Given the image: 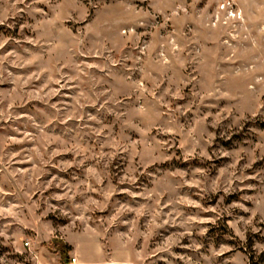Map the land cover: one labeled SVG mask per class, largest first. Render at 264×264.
<instances>
[{"label":"rangeland","instance_id":"1","mask_svg":"<svg viewBox=\"0 0 264 264\" xmlns=\"http://www.w3.org/2000/svg\"><path fill=\"white\" fill-rule=\"evenodd\" d=\"M71 245L264 264V0H0V264Z\"/></svg>","mask_w":264,"mask_h":264},{"label":"crops","instance_id":"2","mask_svg":"<svg viewBox=\"0 0 264 264\" xmlns=\"http://www.w3.org/2000/svg\"><path fill=\"white\" fill-rule=\"evenodd\" d=\"M70 256H75L78 264H110L109 262H106L107 261L106 257L100 248L87 254L84 252V250L72 246V249L70 250ZM57 263L58 262L55 261L53 264H57Z\"/></svg>","mask_w":264,"mask_h":264},{"label":"built area","instance_id":"3","mask_svg":"<svg viewBox=\"0 0 264 264\" xmlns=\"http://www.w3.org/2000/svg\"><path fill=\"white\" fill-rule=\"evenodd\" d=\"M67 264H78L75 257H71Z\"/></svg>","mask_w":264,"mask_h":264},{"label":"trees","instance_id":"4","mask_svg":"<svg viewBox=\"0 0 264 264\" xmlns=\"http://www.w3.org/2000/svg\"><path fill=\"white\" fill-rule=\"evenodd\" d=\"M63 252L65 253V251H64V250H63ZM63 252H62V253H63Z\"/></svg>","mask_w":264,"mask_h":264}]
</instances>
